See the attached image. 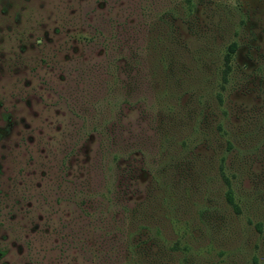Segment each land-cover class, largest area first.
<instances>
[{
  "label": "rangeland",
  "instance_id": "rangeland-1",
  "mask_svg": "<svg viewBox=\"0 0 264 264\" xmlns=\"http://www.w3.org/2000/svg\"><path fill=\"white\" fill-rule=\"evenodd\" d=\"M191 1L0 0V264H264V0Z\"/></svg>",
  "mask_w": 264,
  "mask_h": 264
},
{
  "label": "trees",
  "instance_id": "trees-1",
  "mask_svg": "<svg viewBox=\"0 0 264 264\" xmlns=\"http://www.w3.org/2000/svg\"><path fill=\"white\" fill-rule=\"evenodd\" d=\"M258 2V0H255V3ZM186 5L182 6L183 12L182 15L185 17H187L188 15L192 14V11L195 9V3L192 2L191 0H186L185 2ZM175 10V9H174ZM174 17V12H171L170 9L167 10V13L165 15H162L159 17V19L161 20V18L163 17V19L165 20V17ZM182 19V18H181ZM159 20V21H160ZM169 20V19H168ZM166 20V22L168 21ZM185 20H182V23H184ZM173 29V28H172ZM103 38V37H102ZM123 46V43L118 42V48H121ZM237 49V44L235 42H231L226 46V52L224 54H222L220 56V77L222 78L223 82L227 81V75L231 70V56L232 54H234L236 52ZM121 59L119 58V61ZM216 61V60H215ZM126 67L129 66V60H126L125 62ZM215 65H217V67L219 66L218 64L215 63ZM121 69V68H120ZM125 72V70H124ZM121 90H122V96L123 99L122 101L126 102V97L128 95V88L124 85H121ZM129 96V95H128ZM216 99L218 100L219 104L222 101L221 98V94L218 92L215 94ZM218 130H221V128L219 127ZM114 146V141H107V143H105V148L102 149L101 153H104V150H112L113 146ZM115 147V146H114ZM111 161L113 162L114 160H116V155H111ZM163 172V171H161ZM164 173V172H163ZM164 175V174H162ZM222 177L223 179L226 181L225 175L222 173ZM227 182V181H226ZM226 196V201L228 202V204L234 209L235 212H239V207L234 203V197H233V193H232V189L228 188L227 192L225 194ZM87 199V198H86ZM85 205L90 204V202L85 201L84 202ZM139 212H137L136 216H133L132 218L134 219V221H130L127 223L126 226L123 227V234L125 235L124 238L126 240V244H127V248L130 250V252H132V256L129 255V259H131L132 264H133V259L135 260L137 255H139V257H142L143 254H145L144 251H146L145 246L148 244H152L153 247L158 248V242L162 241L164 243V240L160 238V227L159 226H155L150 224L149 222L147 223L145 220H143L144 218L147 220L145 215H139ZM145 214V212H143ZM86 214H88L86 212ZM87 216V215H86ZM132 220V219H131ZM144 221V222H143ZM117 228V227H115ZM120 232V229H119ZM125 240H124V244H125ZM162 243V244H163ZM178 243V242H177ZM177 243L175 245V249H178L179 247L177 246ZM170 249H172L170 247ZM183 249V248H182ZM184 250H187L186 247H184Z\"/></svg>",
  "mask_w": 264,
  "mask_h": 264
},
{
  "label": "flooded vegetation",
  "instance_id": "flooded-vegetation-1",
  "mask_svg": "<svg viewBox=\"0 0 264 264\" xmlns=\"http://www.w3.org/2000/svg\"><path fill=\"white\" fill-rule=\"evenodd\" d=\"M5 255H6V252L4 251V250H0V260L2 259V258H4L5 257Z\"/></svg>",
  "mask_w": 264,
  "mask_h": 264
}]
</instances>
